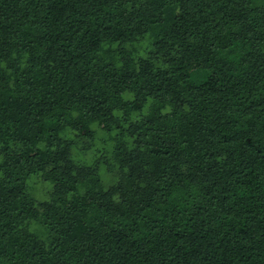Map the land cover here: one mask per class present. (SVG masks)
I'll list each match as a JSON object with an SVG mask.
<instances>
[{"label": "trees", "instance_id": "obj_1", "mask_svg": "<svg viewBox=\"0 0 264 264\" xmlns=\"http://www.w3.org/2000/svg\"><path fill=\"white\" fill-rule=\"evenodd\" d=\"M0 264H264V0H0Z\"/></svg>", "mask_w": 264, "mask_h": 264}, {"label": "rangeland", "instance_id": "obj_2", "mask_svg": "<svg viewBox=\"0 0 264 264\" xmlns=\"http://www.w3.org/2000/svg\"><path fill=\"white\" fill-rule=\"evenodd\" d=\"M142 45H143V47H144L145 50L142 48V46L141 47H138L139 54H141L142 56H146V52L145 51L149 47V41H146V42L142 43ZM103 138H106V136L101 133L99 139L96 141L95 147L96 148H100L101 150L104 151L105 149H109L110 148L109 147L110 146V142H108V143L103 142L101 140ZM90 153H92V151ZM88 159L90 160L91 158L88 157ZM45 185H47V184H45ZM49 188L51 189V187H49V186L48 187L47 186L46 187H43V185H38V187L36 189V192H35V195L37 197H39V198H43L44 194L46 196V193H44V192L46 191V189H49Z\"/></svg>", "mask_w": 264, "mask_h": 264}]
</instances>
